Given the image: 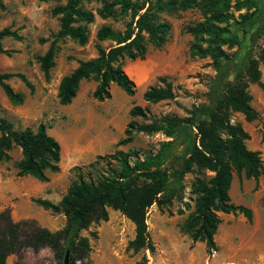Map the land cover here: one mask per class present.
Segmentation results:
<instances>
[{"label": "trees", "instance_id": "trees-1", "mask_svg": "<svg viewBox=\"0 0 264 264\" xmlns=\"http://www.w3.org/2000/svg\"><path fill=\"white\" fill-rule=\"evenodd\" d=\"M85 0H64L51 9L58 16L59 26L46 50L35 57L44 79L48 78L49 69L57 50L59 38L69 37L78 44L87 39L86 24L93 21V13L84 7ZM100 8L97 14L107 17L112 14V7L118 4L119 11L128 12L130 20L122 30H113L108 25H101L95 31L97 41L111 40L114 45L106 48L95 43V55L88 59L77 60L76 66L60 77L56 97L61 105L70 103L81 80L95 82L92 98L101 101L110 96L109 85L115 84L128 96L135 90L134 81L122 67L124 58L142 59L146 44L160 47L166 40L169 24L158 20L151 8L165 9L168 12L185 9L196 0H97ZM209 13L193 25L185 26V31L194 39L189 47L190 55L211 59L214 75L206 83L207 107L205 117L198 118L191 114L180 117L174 114H162L148 118L147 109L132 105L128 109L123 137L117 145L132 140L134 130L144 133L161 132L167 140L159 143L154 154H146L141 159L116 149L107 155L105 169L96 160L89 163L84 176L79 174L66 187L57 202L43 197H32L31 201L43 209L60 212L65 217L64 225L57 230H50L38 225L33 219L14 221L8 209L0 210V264H8L6 258L24 248L37 251L48 248L55 259V264H63L62 257L67 249L68 262L76 259L87 260L88 240L81 231L91 222L105 221L107 208L119 211L132 224L134 235L128 248L137 252L140 249L153 251L146 229L145 214L148 207L155 204L158 208L168 204L181 195L183 176L196 169H206L212 174L207 178L195 177L192 191L195 193L193 209L179 225L180 231L187 234L192 242L201 241L205 252L216 249L213 235L219 218L218 213H241L248 221L251 219L250 208L234 205L229 201L228 188L232 170L245 177L256 179L264 173V164L257 150L248 149L244 140L247 133L238 124L230 121L232 112L240 113L245 121L259 117L250 105L247 86L258 82L261 75L259 64L264 70V51L257 58L234 60L226 49L237 42V30L249 16L230 11H238L254 0H202ZM1 6V3H0ZM254 34H264V24H259ZM20 38L9 27L0 29V52H6L1 46V39ZM224 46V47H223ZM17 76L31 92L33 85L21 73H0V88L12 104H20L23 96L14 91L6 80ZM161 85H149L142 92V99L155 103L174 97L170 81L157 77ZM134 117H141L146 122L137 123ZM20 149L21 158L16 162V175H30L45 182L46 170L57 171L59 143L46 132L44 123L39 122L34 130L29 127L14 129L11 122L0 117V161L8 158L13 147ZM99 158L101 156H98ZM166 162L165 166L162 164ZM85 264H90L86 261Z\"/></svg>", "mask_w": 264, "mask_h": 264}, {"label": "rangeland", "instance_id": "rangeland-1", "mask_svg": "<svg viewBox=\"0 0 264 264\" xmlns=\"http://www.w3.org/2000/svg\"><path fill=\"white\" fill-rule=\"evenodd\" d=\"M112 1V0H109ZM141 1V0H139ZM153 3L155 0H150ZM64 0H0V29L9 27L15 30L20 38L6 37L1 39V46L6 52H0V73H21L32 85L30 92L26 85L15 75L6 82L14 91L22 94L20 104H12L0 88V117L11 122L14 129L36 128L39 122L44 123L46 132L60 145L58 137L70 139V128L65 108L57 101L56 90L60 77L69 73L77 64V60L93 57L96 53L95 43L106 48L114 45L111 40L97 41L95 31L101 25H108L113 30H122L130 17L128 12L119 11L118 4L112 9V14L100 17L97 0H85L84 7L93 13V21L86 24L87 39L84 44H78L69 37L59 38L53 65L49 69L48 78L44 79L35 59L41 55L52 40L58 29V16L51 13L52 7ZM151 8L158 20L165 21L170 28L165 42L160 46L146 44L142 59H123L122 67L134 81L135 90L132 96L125 94L115 84H110V96L101 101L91 96L95 82L91 79L81 80L70 105L73 107H91L94 110L92 121L94 125L86 128L85 134L93 132L100 122L97 114L117 113V116L127 121V112L134 104L147 109L148 118L162 114H174L186 117L191 114L198 118L205 117L207 107L206 83L214 75L211 59L208 56H192L189 52L192 35L185 31V26L202 21L207 12L202 0L185 9L168 12L165 9ZM247 13L249 16L237 30V42L226 49L234 60L257 58L264 51V34L256 36L257 25L264 24V0H254L246 7L235 11ZM224 47V46H223ZM261 75L258 82H250L247 90L250 94V105L257 111L259 117L245 121L240 113L232 112L230 121L238 123L247 133L244 144L248 149L257 150L264 164V70L260 63ZM157 77L170 81L174 97L155 103L142 99V92L149 85H161ZM121 108V113H118ZM137 123L146 122L141 117H134ZM125 123V124H126ZM116 129L113 130V133ZM132 140L119 148L96 155L84 156L67 164L66 152H60L58 170H48V184H36L24 177L16 175V162L21 158L20 149L13 147L8 152V158L0 161V210L8 209L14 221L33 219L38 225L50 230H57L64 225L65 217L60 212L43 209L31 201L32 197L46 196L57 202L68 184L84 171L89 163L96 160L105 169L111 158L107 155L116 149L134 154L130 159H141L146 154H154L161 141L167 140L161 132L144 133L134 130ZM57 137V138H56ZM98 156H101L100 158ZM167 163L164 162L162 166ZM212 173L206 169L195 167L184 174L181 195L168 204L158 208L155 204L148 207L145 216L148 237L153 244V251L140 249L137 252L128 248V243L134 235L133 224L119 211L107 208L105 221L91 222L80 233L89 244L87 260L74 261V264H249L256 260L264 261V173L256 179L245 177L241 171L231 172L228 188L229 201L234 205H243L251 210L248 221L241 213H218L219 222L213 239L216 249L205 252L201 241L192 242L187 234L179 229L185 216L193 209L195 193L192 182L195 177L207 179ZM8 264H55L52 252L44 247L37 251L24 248L18 253L7 256Z\"/></svg>", "mask_w": 264, "mask_h": 264}, {"label": "crops", "instance_id": "crops-1", "mask_svg": "<svg viewBox=\"0 0 264 264\" xmlns=\"http://www.w3.org/2000/svg\"><path fill=\"white\" fill-rule=\"evenodd\" d=\"M65 105H67L64 107L65 117H67L69 124L73 125L69 129L71 136L69 140H64L61 137L56 138L60 141V152L61 150L66 152L67 164L75 162L84 156L93 157L119 148L120 145H117V141L123 137L126 120L119 118L115 112H108L103 116L97 114L100 122L92 129L93 132L86 135V128L88 129L94 125L92 121V118L96 115H94V110L91 107L82 105L79 107H73L70 103ZM118 113H121V108H118ZM115 129L116 132L113 133ZM45 174L49 177L48 170L45 171ZM22 177L24 176L22 175ZM24 178L38 185L49 183L48 180L41 182L30 175H26ZM45 198L49 199L47 196ZM249 264H264V261L256 260Z\"/></svg>", "mask_w": 264, "mask_h": 264}, {"label": "water", "instance_id": "water-1", "mask_svg": "<svg viewBox=\"0 0 264 264\" xmlns=\"http://www.w3.org/2000/svg\"><path fill=\"white\" fill-rule=\"evenodd\" d=\"M68 255H69V252L66 249L65 252H64V254H63V257H62L63 264H69V262H68Z\"/></svg>", "mask_w": 264, "mask_h": 264}]
</instances>
